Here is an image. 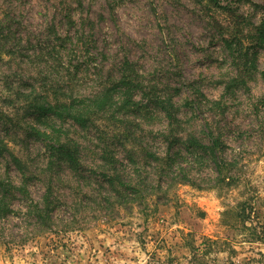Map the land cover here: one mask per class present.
I'll list each match as a JSON object with an SVG mask.
<instances>
[{"label": "rangeland", "instance_id": "1", "mask_svg": "<svg viewBox=\"0 0 264 264\" xmlns=\"http://www.w3.org/2000/svg\"><path fill=\"white\" fill-rule=\"evenodd\" d=\"M228 1L252 22L264 19V0ZM210 17L196 0H0V20L12 26L1 49L15 50L0 56V141L8 148L0 177L19 184L13 157L20 159L31 199L50 187L56 206L42 227L30 200L14 202V213L0 219V264H264V82L232 62ZM83 32L93 56L61 62L40 53L56 34L76 41ZM126 60L144 86L173 99L181 141L194 135L206 145L208 129L220 135L228 179L203 154L165 140L167 121L156 111L101 115L87 129L58 124L78 143L81 165H48L46 147L25 130L28 101L55 90L94 95L120 77ZM257 66L264 69V53ZM234 78L245 84L231 86ZM179 149L172 171L146 155ZM119 182L132 189L121 191Z\"/></svg>", "mask_w": 264, "mask_h": 264}, {"label": "trees", "instance_id": "2", "mask_svg": "<svg viewBox=\"0 0 264 264\" xmlns=\"http://www.w3.org/2000/svg\"><path fill=\"white\" fill-rule=\"evenodd\" d=\"M196 2L211 11V22L218 29L217 33L232 62L237 64L238 68H245L257 73L264 82V69L261 70L257 66L260 54L264 53V19L258 24L252 22L251 19L240 14L233 7L232 2L228 0H196ZM223 15L231 17L232 24H224L218 17ZM6 28L11 29L12 26L0 20V44L2 45L6 44L7 38L11 35L10 31L3 32ZM84 35V32L81 33L77 40L73 41L69 38L70 36L61 37L56 34V42L42 45L40 53H44L49 59L59 56L61 62H63V56L69 57V54H73L76 58H81L80 56L83 54L93 56L92 47L90 46L92 41L82 43V40L81 42ZM21 40L19 37V43L22 42ZM68 42L71 45L69 49L65 47ZM29 43L31 45V42ZM1 48L0 45V56L9 54L8 56L13 57L11 54H15V50L11 48V50H2ZM82 62H77L76 65L72 66L76 74L80 71L79 66ZM122 70L118 79H112L108 85H104L99 92L91 96H73L67 95L66 92L58 93L55 90L54 93H51L52 95L37 93L38 95L28 101L26 112L30 123L25 130L28 136L43 143L46 147L49 157L48 165H65L73 170L79 169L81 165L78 143L73 139L62 137L58 124L62 128L64 124L71 122L81 129H87L101 115H111L113 117L115 113L120 115L131 113L137 116L138 114L148 115L152 111H156L162 114L167 121V131L162 133L165 134V140H170L171 145L176 142L184 144L187 154H203L204 157L206 156L209 161L214 163L218 177H223V181L228 179V171L232 169L227 168L230 161L221 157V151L226 146L220 135L215 136L213 131L208 129V144L201 143L194 135H188L187 139L182 140L184 141L182 142L179 133L182 130L180 129L182 121L178 118V109L175 107L173 99L170 96L160 95L162 90L157 86H144L142 77L133 70V64L128 60L123 63ZM240 81V78H234L231 86ZM241 82L245 84V81ZM41 95L44 96L39 98ZM36 126H41L43 129ZM7 149V144L0 141V153L2 154ZM183 153L179 149V151L172 154L167 153L163 157H155V155L148 153L146 155L154 158L162 170L170 169L172 171L175 159L183 157ZM102 158L106 164L113 162L109 154L105 153ZM131 160L136 162L133 157H131ZM13 161L23 179L17 184L9 175L5 178L0 177V219L7 218L14 213L16 210L14 209L15 201L30 200L28 208L33 220L37 226L44 227L53 219L52 212L56 208L51 188L47 189L39 201H33L28 189V181L22 173L24 171L23 163L16 157H13ZM180 168L182 169L181 166ZM115 177L118 178V174ZM103 178L112 187L116 186L113 174L105 173ZM119 186L122 187L121 191L124 192L128 188L132 189L130 183L119 182ZM121 191L118 190L117 192L121 194ZM245 203L243 202L242 205H245Z\"/></svg>", "mask_w": 264, "mask_h": 264}]
</instances>
